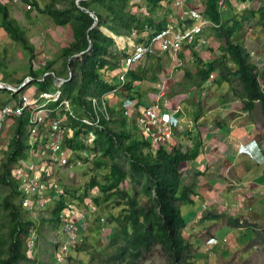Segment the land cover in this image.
I'll return each mask as SVG.
<instances>
[{
	"label": "trees",
	"instance_id": "1",
	"mask_svg": "<svg viewBox=\"0 0 264 264\" xmlns=\"http://www.w3.org/2000/svg\"><path fill=\"white\" fill-rule=\"evenodd\" d=\"M47 0L39 10L47 15L56 25H67L71 40L61 47V55L65 58L64 66L75 69L63 85L61 92L70 98L74 110L85 103L83 96L89 93H100L110 85L103 80L101 70L115 69L118 59L123 52L113 49V42L109 32L120 35L128 33L131 28H141L149 24L154 30L159 29L164 20L152 22L150 13L164 0H144L145 14H136L131 0ZM218 0H201L202 12L213 26L215 36L222 40L220 55L203 61L196 59L192 73L183 71V76L189 78L188 87L199 89L210 72H215L217 81L227 82L229 77L238 84L241 94V109L250 111L255 103L259 107L262 124L259 132V142L263 157L264 174V60L261 69L250 61L246 47L239 41L238 34L244 23L258 14L259 24L264 28V5L257 9H244L239 14L225 17L217 8ZM32 5H36L31 0ZM59 5V6H57ZM85 10L91 12L89 16ZM102 11L106 13L103 14ZM95 21L94 25L92 23ZM0 24L10 39L18 43L23 49L31 51L22 30L15 21L8 17L4 5L0 4ZM102 28V31L99 29ZM119 40V38H115ZM90 44L87 51L80 56L73 54L82 51ZM69 57V59H68ZM73 57V58H72ZM32 58L30 53L29 59ZM31 60L28 62L30 65ZM134 66L128 71V80L123 84L124 96L134 97L130 89L134 82L142 79L141 71ZM29 73L35 76L30 68ZM216 81V82H217ZM40 89L45 82H38ZM114 126L104 125L95 131L96 137L91 150H97L98 155L93 158L96 167L106 168L101 175V182L94 178L88 184L103 194V200L112 202L114 206H122L117 216L104 217L114 222L115 229L109 244L114 246L106 256L110 264H140L147 255L157 250L163 257L164 264H189L193 257L191 244L182 236L184 219L180 213V205L189 203V195L193 193V182L183 184L178 165L180 162L192 159L197 155L199 141H194L195 149L183 150L182 144H159L154 151L149 149L148 142L126 126V115L122 108L111 109ZM25 118L15 117L12 134L7 143V150L0 161V185L6 193L0 199V210L7 220L8 227L0 244V264H18L25 259L22 247L23 239L27 236L28 225L31 224L20 214L14 202L15 189L9 179V170L24 147ZM70 125L74 126L73 122ZM78 131L74 132L76 135ZM69 143V141H68ZM69 146L72 144L69 143ZM75 147H80L77 144ZM122 158L127 163L124 168L119 163ZM131 182V192L119 187L121 180ZM136 187L138 189H136ZM74 196V193L70 194ZM84 193L75 198L82 202ZM89 199V198H88ZM91 200L99 204L98 195ZM62 206V200L55 202L51 210V225L54 226L55 216ZM219 215V214H218ZM232 227L240 226L238 218L227 219ZM260 242L264 243V231L260 235ZM22 241V242H21ZM3 245V246H2ZM5 245V246H4ZM77 250H80L76 247Z\"/></svg>",
	"mask_w": 264,
	"mask_h": 264
},
{
	"label": "built area",
	"instance_id": "2",
	"mask_svg": "<svg viewBox=\"0 0 264 264\" xmlns=\"http://www.w3.org/2000/svg\"><path fill=\"white\" fill-rule=\"evenodd\" d=\"M20 1L9 0L8 4L16 5ZM25 1L24 9H30L31 0ZM165 2L169 3L172 14L162 18L164 23L159 29L154 30L146 23L141 28H131L125 34H107L113 42V49L123 53L115 69L101 70L103 80L110 87L100 93L84 95L85 103L79 109L74 110L70 98L61 92L63 83L70 77L69 71L59 76L45 68V63L41 62L39 69L42 71L39 76L27 73L16 84L0 80V89L15 95L12 103L0 106V121L8 116L25 118L24 147L9 170V176L15 184L16 206L20 211L33 216L48 203L62 200V206L56 212L52 226V255L55 260L60 261L67 248L83 240L81 229L96 210L91 200L84 198L79 202L75 198L77 193L71 196L62 190L58 171L80 167L84 161L92 160L98 155L97 150H91L96 137L95 131L109 125L112 119L110 110L114 109L116 101L120 102L124 113L131 111L132 116L134 110L138 111L133 125L136 126L138 134L148 142L151 151L159 144L171 145L175 142L174 118L168 114L162 115L161 109L168 102L162 91L150 103L143 105L133 97L121 96L123 84L128 80V71L139 66L147 55L164 53L170 60L179 61L178 55L183 46L194 49L202 42L199 38L202 28L205 25L215 26L201 9L188 5L187 0ZM232 2L233 0H218L217 8L222 11L226 4ZM91 15L93 16L92 13ZM156 17L157 14L151 16L153 23L161 20ZM87 46H90L89 42ZM87 46L73 56H80L88 50ZM113 70L116 71L114 76ZM213 78L214 72H210L203 85H209ZM34 81L45 82L46 86L42 89L38 86L30 89ZM133 90L132 87L130 91ZM178 111L179 106L176 104L170 114L178 116ZM126 116L130 117L128 114ZM75 131H78L76 135ZM68 141L72 146L68 145ZM76 144L80 147H75ZM251 156L254 161L263 163L262 155ZM99 220L101 222L104 218L100 217ZM34 231L32 225L27 229L28 247L32 244Z\"/></svg>",
	"mask_w": 264,
	"mask_h": 264
},
{
	"label": "rangeland",
	"instance_id": "3",
	"mask_svg": "<svg viewBox=\"0 0 264 264\" xmlns=\"http://www.w3.org/2000/svg\"><path fill=\"white\" fill-rule=\"evenodd\" d=\"M32 1L40 7H43L47 2V0ZM68 1L70 0H65L63 3H67ZM73 1L75 4L78 2L77 0ZM189 1L192 2L191 5H195L198 9H201V0ZM26 2L27 1H24V3ZM131 2H133L131 8L136 14H145L144 0H131ZM233 2L231 4H226L225 8L220 11L222 17H225L224 15L227 13L229 14V12H231V14H239L244 9H257L264 5V0H233ZM33 7L34 6H32V9ZM167 8L172 10L168 2H165V0L159 2L157 7L152 11L150 17L157 14L156 18L162 19L161 13H164ZM102 13L105 14L106 12L102 11ZM45 16L47 19L49 18L47 15ZM50 29L54 33L49 32ZM38 32L42 33V35L38 34V36L40 35L38 38H40L41 43L45 46L43 54H48L49 57H51L49 61H47L46 58L41 59V61H45L46 68L52 70L57 75L66 74L68 71L70 72V76L75 74V69L64 66L65 58H63L61 54L58 55V57H54L53 54L59 45L61 47L69 42L66 41L67 38H69L68 30L59 29L43 22ZM238 36L239 41L249 52L250 61L254 63L257 69H261L264 60V28L259 24L257 13L244 23ZM201 39L202 42L199 45L184 53L185 57L183 59L181 58L183 54L180 52V56H178L179 61L170 60L164 54L159 56L155 54L147 55L139 67H137V70L141 71L142 79L134 82V90L131 91L134 94L133 98L141 96L142 99L144 98V103H148L150 98L147 95L146 97L143 96V91L153 93V97L151 98H154L159 91H162L167 99L175 97L176 104L179 106L178 114H184L186 108L183 105L181 106V102L184 101L188 105L190 102L194 104V100L197 97L200 99L201 96H196V89L188 87L191 81L189 78L183 76V71L188 70L192 73L195 69L197 58L205 60L217 57L220 55V50L223 46L222 40L215 36L214 29L210 25H205L202 28ZM12 44L14 48L12 47L13 49L10 51L11 57L9 61L11 66L21 67L23 62H25L23 64V66H25L31 60L30 63L32 65L35 63L37 65L36 69H39L40 63L34 61L32 51H25L16 42ZM30 53L32 55L31 59H29ZM19 55L22 57H19ZM53 62L54 66L60 64L59 67L53 69ZM115 72L116 71L113 70L112 76L115 75ZM229 78V81L219 83L216 80L217 76L214 72V78L210 85L208 87H203L205 91L204 96H207L206 104H208V108H212L219 100H233V105L228 106L240 113L239 111H242L241 103H239L241 100L240 88L233 78ZM37 86L38 83L34 81L30 89H36ZM217 86H221V89H218ZM187 91L189 93H187ZM124 93V91H121L122 97ZM213 97L217 99L216 103L213 101ZM234 98H237V100ZM198 102H200V100ZM202 103L205 104L204 99H202ZM118 105L119 108L120 102ZM134 106L135 104L133 107ZM122 109L124 110V108ZM247 113L249 120L255 125L249 135L255 133L256 137H259L262 118L257 103H255L253 108ZM126 114L131 117V111H128L125 115ZM130 117L126 116V126L129 130L138 135L136 126L130 124ZM110 126H114V124L110 122ZM93 162L94 159H89V161H84V164L80 167L73 168L69 171L64 169L58 171L59 185L68 195L71 193H84L85 196H83V198L91 199L96 195L99 197V204L95 205V212L91 214L90 218L85 222L84 228L81 229L83 240L67 248L65 253L62 254L63 258L60 261L55 260L52 255L54 235L50 221L52 217L51 210L55 206V202L48 203L40 212L33 216L29 215L27 212L20 211L22 217L31 222L30 225H32L35 231L30 247H28L29 244H26V237L23 239V242L21 241L26 257L20 260L18 264H110L106 261V256L114 247L109 244V240L114 232L115 224L108 219H106V222H104V220L100 222L99 218H107L108 215L117 216L122 206L113 207L111 201L108 202L102 199L103 194L97 191L95 187H88L92 178L101 182V175L106 171V168L96 167ZM119 163L122 164L124 168H127V163L122 158L119 159ZM248 164L246 166H249ZM131 186H133V184L128 182L127 179L121 180L119 184L120 188L128 192H131ZM136 189L138 188L136 187ZM5 193L6 190L4 189L0 195V199ZM255 200H250L247 196H244L242 199H236L235 202L232 201L231 203L234 204L233 206L239 209L236 213L231 215H228L224 209L222 210L219 208V211L225 212V215L222 213L224 216L218 218V214L220 213L215 215L212 213L209 218H206L213 220L211 221V223H213L209 226H207L208 223H206L204 227L198 228L195 226L197 222L190 221L188 215L183 217L187 222L181 234L191 244V249L193 251V257L190 259L189 264H264V243L259 240L260 235H262L264 231V195H259ZM180 206H182V204ZM229 218H238V224L240 226H230L227 221ZM30 225H28V228ZM7 227V220L0 210V244L5 238H3V236L5 235ZM206 242L210 244H206ZM76 247L80 250H77ZM57 251L59 252L58 249ZM140 264H164V260L162 255L155 250L152 254L147 255L146 259Z\"/></svg>",
	"mask_w": 264,
	"mask_h": 264
},
{
	"label": "crops",
	"instance_id": "4",
	"mask_svg": "<svg viewBox=\"0 0 264 264\" xmlns=\"http://www.w3.org/2000/svg\"><path fill=\"white\" fill-rule=\"evenodd\" d=\"M8 1L9 0H0V4L5 6L8 17L12 18L22 30L27 44L31 47L33 58L36 63H45V61H41V59L44 58H46L47 61L51 59L48 54H43L45 46L41 43L40 38H38L42 35L38 30L43 22L59 29L62 28L63 30H68L69 38H67L66 41L71 40L68 26L56 25L50 20V18H48V20L46 16L39 11L42 7L38 6L36 3V5H32L34 6L33 9L32 7L30 9H24L25 0H21L16 5H9ZM191 3V1L187 0L188 5H191ZM171 14L172 10L167 8L166 11H164V16H162L161 13V17L164 19ZM230 14L231 12L224 16ZM49 32L54 33L51 29ZM108 32L111 33L110 31ZM38 34L40 35L38 36ZM104 34L107 35L106 33ZM199 38H201V35ZM12 43H14V41L10 39L0 24V80L16 84L27 72L29 73L28 69L30 68V65L35 76L39 75L42 70L36 69L37 65L35 63H33V65L27 63L23 66L25 63L23 62L21 67H14L9 64L11 57L10 51L14 48ZM61 47L59 45L55 50L53 53L54 57H58V55L61 54ZM191 49L192 48L189 46H183L181 51L183 55L181 58L183 59L185 57L184 53ZM161 54L164 53H155L157 56ZM165 56L168 58L167 55ZM178 56H180V54ZM19 57L22 56L19 55ZM202 60L206 61L209 59ZM54 62L52 64L53 69L60 65L57 64L54 66ZM44 67L46 68V66ZM63 75L64 74H59V76ZM209 85L204 86L202 84V86L196 90V96L200 95L201 98L199 99V97H197L194 100V104L190 102L188 105L184 101L181 102V106L183 105L186 110L184 111V114L180 113L178 115L179 117L170 114L171 110L176 105L175 97L168 98V102L161 109L162 115L168 114L169 117L174 118L175 128L173 139L177 142L179 140V143L182 144L183 150H194V141H199L196 148L197 155L192 159L180 162L178 165L182 183L187 185L191 182L194 183L192 186L193 193L189 195L191 201L180 206V213L182 217L188 215L190 221L197 222V225L195 226L198 228L204 227L206 223H208L207 226L213 223H211V221H213L212 219H206L209 218L212 213L214 215L220 213L221 215L219 214L218 218L220 216L223 217L225 212L228 213V215L236 213L239 208L233 206L234 204L231 203L232 201L235 202L236 199H242L244 196H247L250 200H255L259 195H264L263 163L254 161L248 155L238 153L237 151L239 144L246 143L251 139H255L260 143L259 138L256 137L255 133H253V135L250 134L251 137L249 135L255 125L249 120L248 111L241 109L242 111H239L240 113H238L237 110L228 106L233 105V100L227 99L219 100L214 107L208 108V104H206L207 96H204L205 91L203 87H208ZM217 88L221 89V86H217ZM187 93L189 92L187 91ZM143 94L145 97L146 95L149 96L150 99L148 100V103H150L153 99L151 98L153 97V93L143 91ZM135 99L142 105L148 104L144 103V98L142 99L141 96ZM202 99L205 100V104L202 103ZM212 99L216 103L217 99L215 97ZM234 99L237 100V98ZM13 100H15L14 94L0 89V106L5 103H12ZM199 100L200 102H198ZM118 103L119 101H116L114 110L118 108ZM239 103L241 102L239 101ZM137 113V110L132 112V116L129 118L130 124H133L134 117ZM13 125L14 118L12 116L3 118L0 121V161L7 150V143L12 134ZM247 164L249 166H246ZM9 179L11 180L10 176ZM3 190L4 188L0 186V195ZM14 200L16 204L15 197ZM219 208L222 210L224 209L225 212L219 211ZM222 213H224V215H222ZM186 222L187 221L184 220V224ZM206 244L210 243L206 242Z\"/></svg>",
	"mask_w": 264,
	"mask_h": 264
},
{
	"label": "clouds",
	"instance_id": "5",
	"mask_svg": "<svg viewBox=\"0 0 264 264\" xmlns=\"http://www.w3.org/2000/svg\"><path fill=\"white\" fill-rule=\"evenodd\" d=\"M237 151L238 153H244L248 155L251 159V155H262L260 143H258L255 139H251L246 143L239 144Z\"/></svg>",
	"mask_w": 264,
	"mask_h": 264
},
{
	"label": "water",
	"instance_id": "6",
	"mask_svg": "<svg viewBox=\"0 0 264 264\" xmlns=\"http://www.w3.org/2000/svg\"><path fill=\"white\" fill-rule=\"evenodd\" d=\"M77 1H78V0H77ZM85 12H87V13L89 14V16L92 17L91 13L88 12V10H85ZM94 23H95V21L92 23V25H94ZM102 28H104V27H100L99 29L102 31ZM88 47H89V46H87V48H88Z\"/></svg>",
	"mask_w": 264,
	"mask_h": 264
},
{
	"label": "bare ground",
	"instance_id": "7",
	"mask_svg": "<svg viewBox=\"0 0 264 264\" xmlns=\"http://www.w3.org/2000/svg\"><path fill=\"white\" fill-rule=\"evenodd\" d=\"M106 29H103V32L105 31ZM105 33V32H104Z\"/></svg>",
	"mask_w": 264,
	"mask_h": 264
}]
</instances>
